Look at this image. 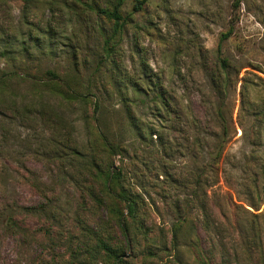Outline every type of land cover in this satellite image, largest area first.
Here are the masks:
<instances>
[{"label": "rangeland", "instance_id": "rangeland-1", "mask_svg": "<svg viewBox=\"0 0 264 264\" xmlns=\"http://www.w3.org/2000/svg\"><path fill=\"white\" fill-rule=\"evenodd\" d=\"M85 2L105 0L0 3V48L12 50L0 69L27 67L40 78L35 87L9 84L37 100L32 110L0 108V264H108L89 253L95 242L85 231L110 232L107 211L79 196L68 156V146L87 151L98 130L120 147L99 156L121 168L150 230L122 264H197L196 240L220 264H264V0H147L109 49L112 21ZM130 9L127 0L122 12ZM47 69L88 102L51 91ZM55 142L66 146L59 155ZM185 208L175 253L163 249Z\"/></svg>", "mask_w": 264, "mask_h": 264}, {"label": "trees", "instance_id": "trees-1", "mask_svg": "<svg viewBox=\"0 0 264 264\" xmlns=\"http://www.w3.org/2000/svg\"><path fill=\"white\" fill-rule=\"evenodd\" d=\"M27 4L31 0H23ZM127 0H105L104 5H90L86 3L87 7L98 13L99 15L112 21V34L110 37L104 38V45L106 48H110L113 44L112 39L116 34L120 33L123 27L127 24L130 15L133 12L142 9L143 5L147 0H131V9L127 14L122 12V8ZM0 3H4V0H0ZM240 0H234V6L238 7ZM232 28H229L226 32L222 33L221 39L228 37L231 34ZM4 37L2 28L0 27V38ZM114 42V41H113ZM7 42L1 41L0 44L4 45ZM11 46L0 48V56H6L8 53H12ZM21 50V49H20ZM27 47L22 46V54L27 53ZM222 67L228 65V61L225 58L220 60ZM45 76L48 79L45 85L48 83H53L52 85L56 88L51 91L61 96L64 100H83V102H88L86 96L83 93L77 92L70 88L63 89L59 88V82H62L55 72L47 69L44 71ZM40 78L37 77L36 73L24 67L23 69H17L12 71H4L0 69V108L4 105L10 112L17 116L22 110L29 111L37 104V100L32 97H26L24 95L19 96L15 91L9 88L10 81L15 82H26L35 87L39 82ZM52 86V87H53ZM54 88V89H55ZM156 95L161 98V101L168 103V98L162 92H156ZM42 96H37L40 99ZM167 105V104H166ZM218 115L220 118L221 129L223 136L227 133L226 119L222 114L221 110H218ZM55 152L59 155L62 150L66 147L62 145L61 142H55L54 144ZM222 144L220 143L215 157L218 158L222 151ZM69 153L68 156L77 162L74 165V175L76 187L79 190V196L85 201L95 204L99 207H104L107 211V218L110 222L111 230L106 235L97 234L95 231L85 229L88 235H91L94 239V246L88 251L93 254L94 251H101L108 261V264H122L123 255L125 248L133 249V243L137 241L139 235L145 237L148 236L150 231L148 227L144 225V208L138 200V194L129 188L123 186L124 174L121 168H112V161L106 162L102 159L99 154L107 155L109 157H114L119 155L121 150L120 147L115 145L109 138L108 135L100 130L95 132V142L90 143V148L87 151H82L77 146H68ZM199 182V179H198ZM37 187H39L37 185ZM252 187H257V181H253ZM42 197H45V192L42 190L38 191ZM40 209H44L43 207ZM181 214L177 213L176 220L172 223L169 228L170 237L167 244L164 242L161 244L163 249L166 246L174 250L177 248V241L183 230L184 222H187V210L181 209ZM8 223L11 225L15 224V220L10 215L8 216ZM85 223L82 222L81 225ZM130 225L133 228H130ZM118 232L119 237L112 236L114 232ZM200 240L192 242L194 251V260L197 264H220L208 258L204 250L200 246ZM174 245V246H173ZM147 248V255H152V250L150 247ZM177 264H182L183 262L176 258Z\"/></svg>", "mask_w": 264, "mask_h": 264}]
</instances>
